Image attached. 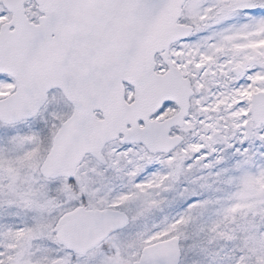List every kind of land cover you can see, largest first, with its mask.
Listing matches in <instances>:
<instances>
[{
  "label": "snow or ice",
  "instance_id": "1",
  "mask_svg": "<svg viewBox=\"0 0 264 264\" xmlns=\"http://www.w3.org/2000/svg\"><path fill=\"white\" fill-rule=\"evenodd\" d=\"M0 264H264V0H0Z\"/></svg>",
  "mask_w": 264,
  "mask_h": 264
}]
</instances>
